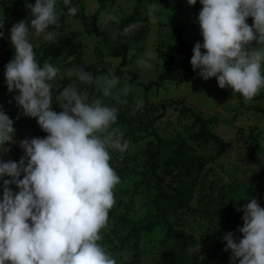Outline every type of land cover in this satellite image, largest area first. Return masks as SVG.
<instances>
[{"label": "rangeland", "instance_id": "rangeland-1", "mask_svg": "<svg viewBox=\"0 0 264 264\" xmlns=\"http://www.w3.org/2000/svg\"><path fill=\"white\" fill-rule=\"evenodd\" d=\"M71 3L88 17L85 23L81 18L68 17L60 21L59 28H51L57 36L53 41H47L43 35L30 33V41L34 52L41 54L45 46L57 41L61 36L69 34L80 43L82 56L87 65H92L101 73L97 76H115L119 78L116 90L128 86L127 94L120 92V99L125 101L115 104L112 97H103L95 82L87 84L88 100L101 98L105 105L116 106L120 122L117 127L122 133L121 141L128 143L124 153L109 149L110 166L120 177V183L114 188L115 203L108 212L107 225L100 232L102 239L98 241L116 260V264H163L165 254L177 247L174 238L167 236L166 228L161 224L162 218L156 210L155 203L169 208V218L176 229L193 234L196 239L195 254L201 260L207 257L215 264H231V250L225 251L226 242L223 237L232 232L237 241L242 239L238 231L243 227L242 209L252 199L257 200L264 208V89L251 101L242 106L238 94L233 89H221L215 77L192 81L185 75V66L192 68L191 60L185 63L177 59L175 78L162 83L159 76L167 71V65L161 57L162 52L170 55L177 53L178 34L193 49L197 42L203 44V36L198 21L202 10L200 0L195 5H189L187 0H70ZM36 0H24V4H16L15 0H0V23H3V37L10 38V29L21 20H27L29 27L31 17L26 4L34 5ZM157 5V22L154 24L142 17L147 15L148 7ZM61 9L56 0V10ZM138 18L127 26L124 22L134 16ZM251 18V17H249ZM253 20L249 22L252 26ZM106 29L113 40L119 38L120 33L129 32V37L121 34V42L134 37V43L127 55L126 71L122 76L115 75L121 58L111 55V49L97 34V31ZM202 53L205 52L203 48ZM74 56L67 53L59 57L48 58L45 62L51 63L59 69L57 77L51 81L53 88L52 110L60 108L56 96L64 87L72 85L78 91L82 86L77 76H68L70 69L77 70ZM143 61L144 63H139ZM44 62V63H45ZM43 63V64H44ZM193 69V68H192ZM199 69L195 72L199 74ZM264 74V64H262ZM4 75L0 74V83ZM150 82L153 83L149 88ZM184 100L188 106L200 111L204 117L215 118L209 124V129L220 137L231 140L232 146L221 155H218V145L204 137H198V126L191 116L180 112L179 104L173 100ZM0 99V103H1ZM166 104L165 114L153 126L146 129L145 124L150 115L145 110L146 102ZM10 119L14 120L13 142L6 144L7 152H0V159L5 162H19L25 156L20 142L24 139L45 138L44 132L36 118L23 114L15 100L13 103L1 104ZM258 135L260 148L253 143L252 130ZM157 135L164 139L175 137L184 138L199 153L214 156L196 178L195 175H184L187 180H195V189L192 198L186 200H171L161 194L169 192L166 186L158 184L147 166L145 149L150 142H157ZM176 170L167 169L163 165L159 173L166 182L174 184L178 178ZM23 176V173H22ZM0 179V200L3 195V181ZM13 193L19 189L15 184L9 186ZM218 209H225L238 214L236 221H225L215 215ZM153 223L150 230L142 231L138 236L121 245V240L135 226ZM138 241L139 250H135L134 242ZM239 261V260H237ZM236 261V262H237Z\"/></svg>", "mask_w": 264, "mask_h": 264}, {"label": "clouds", "instance_id": "clouds-1", "mask_svg": "<svg viewBox=\"0 0 264 264\" xmlns=\"http://www.w3.org/2000/svg\"><path fill=\"white\" fill-rule=\"evenodd\" d=\"M195 5L197 0H187ZM202 10L198 21L203 44L193 48L191 65L204 79L215 77L221 89L229 87L245 102L264 89V0H200ZM68 6L70 0H63ZM27 20L10 29L14 59L6 66L5 78L9 92L18 91L15 100L23 114L36 118L45 138L24 139L20 147L25 156L17 163L0 160L3 195L0 200V264H116V260L98 241L107 225L108 212L115 203L114 188L120 177L110 166L109 149L124 153L122 133L113 129L118 108L105 105L101 98L88 100L72 85L56 96L63 109L52 110L53 88L50 83L59 72L51 63L41 66L36 58L30 33L43 35L47 41L56 39L59 13L56 0H36L26 4ZM157 5L148 7L152 23L157 22ZM78 9L68 7L69 17ZM253 19L252 26L246 23ZM3 28V23H0ZM0 31V37H3ZM253 43L259 47H253ZM206 50L202 53L201 49ZM139 63H144L140 61ZM82 83L92 84L102 96L112 97L115 104L120 92L119 78L98 76L70 69ZM14 120L0 110V152L9 151L13 142ZM23 173V179H20ZM15 184L19 192L9 187ZM243 238L227 233L225 251L231 250V264H264V208L252 199L242 209ZM191 251V249H189Z\"/></svg>", "mask_w": 264, "mask_h": 264}, {"label": "trees", "instance_id": "trees-1", "mask_svg": "<svg viewBox=\"0 0 264 264\" xmlns=\"http://www.w3.org/2000/svg\"><path fill=\"white\" fill-rule=\"evenodd\" d=\"M16 4H24V0H15ZM61 9L58 10L59 21L66 20L69 16L67 14L68 7H74L71 3L68 6L63 4V0H57ZM154 0H150V3ZM76 18H81L83 22H88V17L85 13L77 11L75 14ZM138 18V15H134L128 18L123 26L129 25L131 22L135 21ZM144 20H149L148 14L145 17H142ZM253 20L252 18H247L246 23ZM97 34L102 36V39L111 49V55L114 57L121 58V62L118 68L115 71V75L122 76L126 72L123 67L127 64V55L132 45L138 42V38L134 37L127 39L125 42H121V34L123 36L129 37V32L120 33L119 38L115 41L111 38L110 34L106 29L102 31H97ZM175 34H178V43L176 45L177 53L175 55H170L169 52H162L161 57L167 65V71L162 73L159 76L160 83L166 80H173L175 78L176 68L175 64L177 59L182 60V63H185V60H191L193 55V49L189 48L188 43L181 38L179 31H175ZM253 47H259L253 43ZM69 54L74 56V60L77 65V70L83 68L85 71L92 72L94 76H97L101 73L100 70L96 69L92 65H87L85 59L82 56L81 45L78 42H75L69 34L61 36L57 41L51 42L49 45L45 46L41 54L35 53V58L37 62L43 66V63L48 58L59 57L62 54ZM14 59V49L11 46L9 37H0V74L4 75V79L0 83V99L2 100L1 104L13 103L15 101V96L19 95L18 91L9 92L6 78H5V66ZM185 66V75L190 78L192 81H198L202 77L197 74L191 67ZM156 82H150L147 86L148 88ZM87 91V83H83L79 92L84 94ZM264 97V93L262 94ZM241 105L245 104L244 98L238 94ZM260 98V97H254ZM172 103L179 104V110L185 116H191L193 118L194 124L198 126V131L196 132L198 137H204L206 139L214 141L218 145V155L224 154L231 146L232 141L226 140L216 134L214 131L209 129V124L215 122L213 117H204V115L195 108L188 106L185 101L182 100H173ZM19 109H22L18 105ZM257 110L264 112V109L256 107ZM63 109L60 107L57 113L59 114ZM146 112L150 115L149 121L145 124L146 129L153 126L160 118L165 114L166 104H154L150 101L146 102L145 105ZM120 122V118L117 116L116 123L113 125L117 127ZM253 143L258 148H260V143L258 135L254 133V129L251 132ZM147 166L152 175L156 178L158 184L166 186L169 189V192L161 191V194H164L165 197L171 200H190L195 189V180H187L183 176L190 175L197 178L206 168V166L214 160V156L199 153L191 146L184 138L175 137L173 139H164L163 137L157 135V142H150L149 146L145 149ZM2 160V159H0ZM5 162V161H3ZM163 165L167 169L176 170L177 179L174 180V184L166 182L165 177L159 173L160 166ZM20 179H23L21 174ZM156 210L162 218L161 224L166 228L167 236L174 238L177 247L169 250L164 257L163 264H215L212 263L207 257H203L201 260L196 258L195 254V245L196 239L191 233L184 232L182 230L176 229L169 218V208L158 201L155 203ZM217 217L222 218L223 220L236 221L238 214L227 211L225 209H218L215 211ZM153 227V223H148L145 225L135 226L131 231L121 240V245H125L132 236H138L144 230H150ZM135 250H139L138 241L134 242ZM191 249V251H189ZM239 264V261L236 262Z\"/></svg>", "mask_w": 264, "mask_h": 264}]
</instances>
